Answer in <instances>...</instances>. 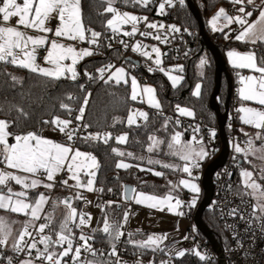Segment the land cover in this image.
Here are the masks:
<instances>
[{"label":"snow or ice","instance_id":"snow-or-ice-1","mask_svg":"<svg viewBox=\"0 0 264 264\" xmlns=\"http://www.w3.org/2000/svg\"><path fill=\"white\" fill-rule=\"evenodd\" d=\"M96 2L104 6L103 12H98V15H111L104 24L105 33L109 30L111 32V39L105 33L98 32L85 24L83 0H0V64L27 70L30 74L46 81L45 88L50 85L59 87L61 80L71 82L78 80L76 65L85 57L97 54L102 37L107 41L105 46L108 48L112 47L111 40L117 39L121 32L124 37L131 38L139 33L146 39L151 38L160 44H167L169 33L181 31L176 25L149 22L147 16L122 12L116 7L117 4L124 6L131 4L134 7L148 8L149 5L157 3V0H96ZM229 2L233 6H238L235 9L237 14L229 15L224 8H220L209 24L212 31L224 33L225 39H229L232 32H235L236 41L253 46L243 53L229 50L227 56L234 69H247L253 73L241 75L237 72L238 83L241 85L237 89L238 98L242 102L237 112L240 114L238 118L242 124L253 127L256 132L243 133L246 137L245 147H241L239 143L234 144L235 153L243 158V163L249 165L245 168L238 163L240 183L236 186L235 195L240 198L242 204L250 206L251 211L245 216L237 206L233 207L228 215L238 216L243 220L248 225L246 230L250 231L253 224H257L260 232L264 233V55L257 57L259 48L264 47V7L256 6L255 0H229ZM261 4L264 5V0H261ZM177 5L184 7L185 0H159L158 14L165 15L166 7L174 8ZM246 5H252V10H246ZM257 9L258 17L250 20ZM221 19L224 21L223 26L218 24ZM53 20L57 21L54 29L50 26ZM141 22L147 29L153 31H140L138 25ZM233 24L238 27L231 28ZM124 25H130V30H123ZM225 28L229 31L225 32ZM161 29L164 31L161 32ZM28 30H35L40 35H29ZM49 34L52 39H49ZM117 42L124 49L130 48L132 52L152 60L156 67L149 66V72L158 70L168 75L171 71H183L182 67L167 70L161 67L162 52L158 46H151L150 51H145L143 49L149 46L141 41H136L132 45L123 39H117ZM81 43H87L89 47L78 48L76 45ZM41 48L46 52L43 65L37 62V52ZM206 64V59L202 58L201 67ZM112 68L115 70L109 71ZM97 72L100 74L99 80L104 84L128 83L126 79L128 73L124 67L116 68L109 63L98 68ZM203 74L202 72L201 75ZM3 75L8 78L6 83L10 80L8 83L10 89H15L17 84H23L21 77L7 71ZM84 75L89 79H97L87 71ZM168 78L172 81L173 87L182 79L173 75H168ZM78 86L84 89L83 84ZM91 95V93L85 94L79 108L75 110V115L69 104L61 100L59 108L64 110L69 118L62 119L53 113L51 119H42L39 122L41 126L49 125L53 131L61 133L64 138L61 141L43 136L39 129L16 131L15 129L21 127L22 121L30 118V113L23 105H11L6 110L7 116L0 118V210L25 217L17 230L12 226L17 222L0 216V264H129L121 256L118 248L121 244L125 245V250L127 245L141 250L140 256L143 255L144 250L153 253L164 251L162 244L167 239L166 234H151L145 240H135L133 237L139 230L137 233L125 232L129 213L124 211L123 217L118 219L108 210L113 207L120 208L119 204L113 201L98 203L96 206L101 208L102 215L96 220L95 226L92 223V214L75 206L77 201H82L85 205L92 203L83 195L82 189L87 192L104 191L95 187L96 176L101 167L97 156L92 152L82 151L77 145L89 146L97 143L108 145L113 139L118 144H125L128 141L127 133L114 137L108 131H89L92 124L85 122V112ZM144 95L150 107L160 109L161 106L155 97V89L150 86L141 88L137 79L131 77L130 99L136 101L139 96L143 103ZM192 95L201 97V84L195 85ZM39 99L43 100L44 97ZM67 99L74 100L75 97L68 94ZM243 102H254L256 106H245ZM0 111H5L2 104ZM13 111L16 113L15 116H11ZM129 111L130 114L127 116L129 127L133 125L140 127L137 124L138 117L145 122L149 119L148 113L144 111L135 109ZM177 111L182 116H194V112L186 107L177 105ZM118 123L124 121L114 117L110 127L115 128ZM162 127L166 131L167 122ZM193 131L198 132L199 128H194ZM211 135L214 136L215 133ZM148 139L152 141L147 148L148 152L151 153L166 143L170 150L169 154L178 156L184 162L182 172L186 173L189 179H181L178 185H172V189L183 186L193 194H198L200 188L193 182L196 179L193 171L199 168L200 162L209 155L203 142L197 140L195 136L190 141L182 142L180 132L171 135L168 142L157 139L155 135H150ZM193 142L197 146H194ZM111 152L119 157L133 156V153L121 151L116 147H112ZM148 163L161 164V161L149 158ZM115 166L117 169L132 167L122 161ZM162 166L176 167L168 163H163ZM140 170L146 169L140 168ZM147 171L153 172L157 177L163 175L160 171L152 169ZM61 175L64 178L58 179ZM13 182L20 190H14ZM57 184L62 188L74 189L73 195L53 198L51 192ZM40 188L45 191H38ZM108 191L112 190L108 189ZM131 191L133 195L128 196L126 192L125 199H134L136 204H147L151 208L166 204L170 211L181 207L179 199H176L174 204L171 203L173 199L171 195L158 198L142 191L137 192L135 188ZM228 191H232V185H228ZM196 198L197 196L194 195L189 202L190 207L195 205ZM61 207L63 214L57 218L56 212ZM124 237L126 239H122ZM97 243H106L108 249L96 247ZM190 251L206 264L211 260L210 256L201 254L198 250ZM8 252L12 255H8ZM175 255L184 257L186 251H176ZM132 264H143V260L138 258ZM149 264H155V261H149ZM160 264H168V262L162 260Z\"/></svg>","mask_w":264,"mask_h":264},{"label":"trees","instance_id":"trees-1","mask_svg":"<svg viewBox=\"0 0 264 264\" xmlns=\"http://www.w3.org/2000/svg\"><path fill=\"white\" fill-rule=\"evenodd\" d=\"M193 2L202 16L206 32L210 37L212 29L208 24V19L214 11L221 6V8H224L229 12H234L229 0H193ZM103 7L104 6L99 5L96 0H83L85 24L90 25L92 29L98 32L105 33L104 24L106 23V19L110 18L111 15H98V12H103ZM116 7L119 10H127L141 14H148L153 9L152 5H149L148 8H143L139 6L134 7L131 4L127 6L117 4ZM165 16L177 25L182 26L191 32V38L187 47L188 53L185 58L176 59L172 54L165 52L163 44L161 45L163 55L161 67L168 69L174 65L182 64V72L184 74L182 82L178 86L173 87L165 73H161L158 70L153 72L148 71L149 66H152L153 68L156 67L152 63V60L145 59L134 53L131 54L140 60L141 68L138 72H145L146 79L152 80L156 85L161 106L159 110L146 106L140 99L132 101L130 99V83L125 84L121 82L120 84H115L114 82H110L104 84L100 81V74L97 72V69L106 65L108 59L101 57L98 54L85 57L79 61L76 65L79 73V78L76 82L61 80L59 82V87L50 85L45 88L44 85L46 84V81L42 78L30 74L24 69L0 64V104H2L5 109V111H0V118H5L7 116L6 110L13 104L23 105L26 111L30 113V118L22 121L21 127L15 129L16 131L41 130L48 125L41 126L39 122L42 119H51L53 113L62 118H69L68 114L59 108L61 100H63L64 103L69 104L74 110L73 113L75 115V110L79 108L85 94L91 93L92 95L89 97V104L86 107L85 122L92 124V131H108L111 132L114 137L124 132L128 134V141L125 144H118L114 139L110 140L108 145L103 143L89 146L78 144L86 151L94 153L99 159L101 167L96 176L95 187H102L104 190H112V201L119 204L121 207H113L108 210L113 213L114 218L118 219L122 218L123 210L127 205V203L124 202L125 184H132L136 190H142L157 195H164L173 192L181 196L184 192H187L180 187L175 190L172 189V185H178L179 180L183 175L181 167L176 166L175 168H164L162 166L163 163H168V159H175L176 162L179 163L178 158L168 153L169 149L167 148V144L160 145L159 149L154 150L151 153L147 151L148 146L152 143V141L148 139L150 135H155L157 139L168 142L171 139V135H173L176 130L180 129L183 130L185 137L189 138L191 136L190 130L184 128L180 123H177L178 117H180L177 111V105L190 107L194 112L192 118L204 119L211 128L216 131V135L219 136L217 115L210 106V98L216 83L215 55L209 49L206 42L201 38L199 22L188 6L186 0L184 7L177 5L174 8H168ZM230 27L234 29L235 25H231ZM224 31L227 32L229 29L225 28ZM109 33H111L110 30L105 33V35L107 36ZM235 34V32H232L231 37L225 39L224 33L219 32L217 38L214 39L211 37V39L223 55L227 50L232 48L249 50L253 47L250 44L236 41L234 39ZM100 42L105 43L104 37L100 39ZM116 55L118 54L116 53ZM261 55H264V47H260L257 51V57L259 58ZM202 57L207 61L203 75H201L202 72H200L198 65L199 60ZM125 64L130 68L133 67L132 62L128 60ZM227 68L232 78L233 92L231 100L236 98L240 103L237 93L239 86L237 72L241 75H245L248 73V70L234 69L229 65H227ZM5 71L21 77L23 79V84H17L15 89H10L8 87L10 80L6 83L8 78L3 75ZM86 71L88 73L91 71V74L96 76L97 79H89L84 75ZM198 81L201 82L202 92V95L199 98L192 95L193 89ZM80 84L84 85L83 90L78 86ZM228 88V78L226 74L223 73L221 88L218 94V102L222 110H224V105L227 100ZM68 94L73 95L75 99L68 100ZM39 97H44V99L41 100ZM130 109H143L148 113V121L145 122L144 120H141L140 123L137 122L140 127H137L136 125L129 127L127 125V116L130 114ZM15 115L16 113L13 111L11 116ZM114 117L122 119L124 123L116 124L115 128L110 127L113 123ZM238 117L237 113V116L233 119L234 124L232 128L229 127L228 123L225 125L227 135H230L231 132L234 131L238 136L246 139L243 133L247 132L251 134L252 132H255L256 129L248 125H243ZM165 122H167L166 131L162 127ZM112 147H116L124 152H131L133 153V156H116L111 152ZM149 158L159 160L161 161V164H149ZM214 158L215 157L212 158L207 156L203 161L207 165ZM120 159L126 160L129 165H132V167L127 169H117L115 165ZM240 160H242V162H240ZM236 161L242 166H249L248 164L243 163V158L240 155ZM137 165L139 167H137ZM140 168L146 170L141 171ZM147 169L160 171L163 175L157 177L153 172L147 171ZM238 171L239 167L235 170V177L239 184L240 177L238 176ZM55 197L61 198V195L57 192L53 198ZM196 207H191V212L193 214ZM1 212L5 213L7 211L0 210V213ZM5 214L17 218L15 229L18 230L21 226V217L14 215L11 212ZM62 214L63 213L58 209L56 212L57 218L61 217ZM101 215L102 212L100 210V217ZM204 220L211 228L218 244L223 250H225L228 246V237L217 217V213L211 207H208L204 212ZM139 234L140 233H137L134 237H137ZM200 234L206 238L201 232ZM102 244L108 249L106 243ZM126 247L128 250L134 251V253L141 252V250L135 249L131 245H127ZM7 254L9 255L11 252H8ZM141 257L143 264H149V261H155V264H160V261L162 260L166 262L172 261L173 264H206V262L200 261L194 254H191V251L187 252L184 257L174 256L172 259H168V253L165 249L164 251H157L155 253L150 250H144ZM208 264H219V262H208Z\"/></svg>","mask_w":264,"mask_h":264},{"label":"built area","instance_id":"built-area-1","mask_svg":"<svg viewBox=\"0 0 264 264\" xmlns=\"http://www.w3.org/2000/svg\"><path fill=\"white\" fill-rule=\"evenodd\" d=\"M158 3H159V0H157V3L151 4L153 9L151 10L150 13L141 14V13L136 12L135 15L147 16L149 22L162 23L164 25H176L178 28H180L181 29L180 32L169 33V43L163 44V46H164L165 52L172 54L176 59L185 58L187 56L186 53H188L187 47L189 44V40L191 38V32L190 30L177 25L172 20L166 18L165 16L166 14L165 15L158 14ZM255 5L264 7V5L261 4V0H255ZM232 7H233L234 12H236L235 9L238 6L232 5ZM252 7H253L252 5H246V10L250 11L252 10ZM167 10L168 8L166 7L165 12H167ZM257 11L259 10L257 9ZM51 23L57 24V21L53 20L51 21ZM130 28H131L130 25L123 26V30H130ZM138 28L140 29V31H153V30L147 29L143 22H141L138 25ZM163 31L164 29H161V32ZM218 36H219V32L212 31L211 33L212 38L215 39ZM107 37L111 39V33H109ZM117 39H123L127 41L130 45H132V44H135L136 41H141L143 43V41L150 40L151 38L146 39L140 36L139 33H137L136 36L129 38V37H124L121 32V34L117 37ZM117 39L111 40V43H112L111 48H108L105 46L107 43L106 40H105V43L100 42L101 46L97 54L101 57L107 58L108 59L107 64L109 63L122 64L123 63L125 65V62L127 61V57L129 56L138 59L136 56L131 55L134 52H132L130 48L124 49L122 45L117 42ZM150 41H156V40L151 39ZM76 46L78 48H81L83 46L89 47L87 43L77 44ZM116 53L118 55H116ZM134 54L139 55V53H134ZM44 56H45L44 50H40L39 52H37V62L43 63ZM132 68H134V71L137 73L138 70L141 68V63L139 65L133 64ZM89 73H91V71H89ZM140 73H142V75L140 76L141 81H144L146 79V73L145 72H140ZM137 74H139V72ZM238 107H239L238 100L236 98L232 100L230 99V108H229L227 123L229 127L231 128L233 127V124H234L233 119L237 116ZM62 119H67V118H62ZM178 121L184 128L190 130L191 136L204 139L207 145V152L209 153L208 157L213 158L219 155V153L222 150L221 138L220 136H217L216 134L215 136L211 135V132L213 131V129L204 119H194V118H187L184 116H180L178 117ZM138 122L140 123L141 120H139ZM194 128H199V131L194 132L193 131ZM89 131H92V128L89 129ZM61 138L64 139L62 134H61ZM228 138L230 142L231 140H233L234 142L239 141V142L244 143L246 140L243 137L238 136L234 131H232L231 134L228 135ZM238 156L239 154L231 150V143H230V153H229L226 163L222 167L218 168L214 174V194H213V198L210 203V206H209L217 213V217L225 233L227 234V237H228L227 248L225 250L222 249L223 251L222 256L219 255V253L214 248L212 243L207 238H204L200 234V231L197 228H195L196 225L194 222V214L191 212L190 210L191 207L189 206L190 194L189 192H184V194H182L179 197V200L181 201L182 208L184 209V215L189 222L188 239L194 242L195 245L204 252V254H207L208 256L211 257L210 262H214V261L220 262V260H223L227 264H264V233L260 232L257 224H253L250 231L246 230L248 229V225L243 220H241L238 216L232 217L228 215L230 210L233 207H237V206L240 207L241 212L245 216H247V213L251 211V207L242 204L240 198L235 195L236 186L238 184V181L235 177V170L238 167V163L236 161L238 159ZM205 167H206V164L204 163V161L200 162L199 168H202L204 170ZM199 168L195 169V173H198ZM62 178H64L63 175L58 177V179H62ZM228 185H232L231 192L228 191ZM61 188L62 187L59 184H57L56 188L54 189L52 193V197L54 196L56 191ZM96 188L99 189L102 187H96ZM83 193L85 195L90 194V192L87 193L85 190ZM92 194L94 195V205L95 206L98 203L104 204L107 201H112L113 199L112 191L109 192L108 190H104L103 192L93 191ZM134 207H135V204L132 203L130 205V208H128V210L132 211ZM98 208L101 210L100 207ZM246 208H247V211H245ZM150 212L154 213L153 211H150ZM124 230L126 232V228ZM122 239H126V237ZM95 246L98 248L102 247L105 250H107L105 245L102 243H97ZM118 248H119L122 258L128 261L129 264H132V262L138 258L142 259V257L140 256V253L134 254V251L128 250L127 247L125 250V245L123 244L119 245ZM9 255H12V253ZM167 262L168 264H173L172 261H167Z\"/></svg>","mask_w":264,"mask_h":264},{"label":"rangeland","instance_id":"rangeland-1","mask_svg":"<svg viewBox=\"0 0 264 264\" xmlns=\"http://www.w3.org/2000/svg\"><path fill=\"white\" fill-rule=\"evenodd\" d=\"M221 8V6L216 9L214 11V13L209 17L208 19V24H209V21L211 20V18L218 12V10ZM120 11H127V10H120ZM131 14H136V12H132V11H127ZM227 13L229 15H236L237 13L236 12H229L227 11ZM111 18V17H110ZM223 19H221L220 21H218V24L220 26H223ZM235 25V24H233ZM56 26V25H55ZM210 26V24H209ZM211 27V26H210ZM235 27L237 28L238 26L235 25ZM29 31L31 30H28V34H29ZM219 32V31H217ZM30 35V34H29ZM53 37H50V34H49V39H52ZM64 43H70L69 41H63ZM143 44L145 45H148L149 47L146 48V49H143L145 51H150L151 50V46H158L160 47L161 49V52H162V47L159 43H157V41H150V40H146V41H143ZM82 48H88L87 46H83ZM228 52V51H227ZM227 52H226V55H227ZM228 57V56H227ZM145 59H147L146 57H143ZM155 58V54L153 53V59ZM203 58V57H202ZM200 58V60L202 59ZM161 60H163V55L161 56ZM200 60H199V70L200 72H203L204 71V67H201L200 65ZM66 63H71V61H66ZM42 64V63H41ZM43 65V64H42ZM114 65L116 68L118 67H124L126 72L128 73V75L126 76V79L128 80V83H130L131 85V77H135L139 83V85L141 86V88L143 86H150L152 88L155 89V97H156V100L159 102L160 104V98H159V94L157 92V88H156V85L152 82V80L150 79H145L144 81H141V75L142 73L139 72V74H137L135 71H134V68H128L127 65L125 64H112ZM45 66V65H44ZM77 67V66H76ZM180 67H182V64H178V65H174L168 69H179ZM115 68H112L110 69L109 71H114ZM167 70V69H166ZM108 72L105 73V75H107ZM250 74H253V73H249L248 75ZM168 75H173V76H178V77H182V79L179 81V83L176 85L178 86L183 78H184V74L182 71H179V70H176V71H171L169 72ZM168 75L167 78H168ZM258 75V73L256 74ZM170 84L172 85V81L168 78ZM197 83L201 84L200 81H198ZM196 83V84H197ZM173 86V85H172ZM241 85L239 84L238 87H240ZM195 89V87H194ZM193 89V91H194ZM144 104L148 107H150L148 104H147V97L146 95H144ZM138 99H140V97L138 96ZM141 100V99H140ZM241 101L239 103V107L241 106ZM245 104V106H253L255 107L256 105L254 104V102H243ZM181 107H186L188 108L189 110H192L190 107L188 106H181ZM152 108V107H151ZM137 110H140V111H144L143 109H137ZM193 111V110H192ZM145 112V111H144ZM179 114V112H178ZM180 115V114H179ZM240 114L238 113V116ZM182 116V115H180ZM184 117H187V118H192V117H188V116H184ZM139 120H143L142 118H137V122ZM175 132H180L181 133V140L182 142H187V141H190L192 140V137L193 136H190L189 138L185 137L184 136V132L183 130H176ZM215 133L216 134V131H212L211 133ZM256 132V131H255ZM255 132H252L251 134H254ZM125 133V132H124ZM124 133H121V134H124ZM120 134V135H121ZM175 134V133H174ZM215 136V135H214ZM197 140L199 141H202L204 146H205V149L207 151V145L204 141V139L202 138H197ZM194 143V146H197L195 145V142ZM231 150L234 151V144L236 143H239L241 147H245V144L242 143V142H239V141H236L234 142L233 140H231ZM78 147H80L78 145ZM82 151H86L85 149H83L82 147H80ZM170 152V150L168 151V153ZM176 158L179 159V163L176 162L175 159H168V163H172L173 165L175 166H180L181 169H182V166L184 164L183 161L180 160V158L178 156H175ZM99 161V159H98ZM124 162L126 164H129L126 160H123V159H120L119 162ZM202 162V161H201ZM258 163V162H257ZM243 167L245 168H248L249 166H246L244 165ZM202 174H203V169L202 168H199L198 169V173H195V169L193 171V176L196 177V179L193 181L195 182L198 187L200 188V192L198 194H193L189 189L187 188H184L183 186H180L181 189L189 192L190 194V197H189V202L192 200L193 196L196 195L197 198H196V203L194 206H192L193 208H195L198 203L201 201L204 193H203V185H202ZM238 176H239V171H238ZM181 179H189V177L187 176L186 173H183V175L181 176L180 180ZM179 180V181H180ZM69 183H73L72 181H69ZM14 190H20L19 186H16L13 182L12 184ZM38 191H45L43 188H40L38 189ZM86 191V190H85ZM142 190H137V192H140ZM59 193L60 195L64 194V192L62 190H57L56 193ZM63 192V193H62ZM87 192V191H86ZM144 192L145 194H148V195H155L156 197L158 198H165L166 196L168 195H171L173 197L171 203H175V200L176 199H179L180 195L179 194H175L173 192H169L167 194H164V195H157V194H152V193H149V192H145V191H142ZM53 193V191L51 192V194ZM66 193V192H65ZM89 193V192H87ZM34 194V193H33ZM201 196V198H200ZM86 198L91 201L92 203L89 204V205H85L83 202V207L81 209H83L84 211L86 212H89L92 214V217H93V226H95L96 224V220L100 218V211H99V208L96 207L94 205V195L92 194V192H90V194H87L86 195ZM200 198V199H199ZM125 203H127L126 205V208H124L123 210V213L124 211H127L129 213V216H128V220H127V223L125 225V228H126V232H133V233H137V230L139 231H145L147 230V236L148 235H151V234H157V235H161V234H166L167 236V239L163 241V244H162V247H164L166 244H168L167 246V253H168V259H172L175 255V252L176 251H180V250H183V251H190V250H198L201 252V254H204V252L199 249L194 242L190 241L188 239V227H189V222L187 220V218L185 217L184 215V209L182 208V205L179 209H174L172 211L168 210V207L167 205H160L159 207L157 208H151V207H148L147 204H136L135 203V200L134 199H130L129 201L127 200H124ZM134 203L136 205L135 209H133L132 211H129L128 208H130V205ZM76 206V205H75ZM77 207V206H76ZM78 208V207H77ZM80 209V208H78ZM149 211H153L154 214H151ZM177 212H182L183 214L182 215H178L176 214ZM8 214V212H5ZM5 213L1 212L0 213V216H4L6 217L8 220L10 221H15L17 222V218H14L13 216L11 215H6ZM13 214V213H12ZM14 215H18V214H14ZM21 217L22 221L23 222L25 220V217L23 215H18ZM123 217V216H122ZM17 223H14L12 226L13 228L15 229V226H16ZM21 224V223H20ZM21 227V226H20ZM196 228V227H195ZM146 237H140V236H137V237H133V239L135 240H145ZM185 237H187V239H185Z\"/></svg>","mask_w":264,"mask_h":264},{"label":"water","instance_id":"water-1","mask_svg":"<svg viewBox=\"0 0 264 264\" xmlns=\"http://www.w3.org/2000/svg\"><path fill=\"white\" fill-rule=\"evenodd\" d=\"M188 6L194 13L195 17L197 18L199 22V32L201 38L206 42L209 49L214 53L215 55V77H216V83L214 87V91L210 98V106L214 110V112L217 115V124H218V134L222 141V150L219 153L217 157H215L210 163L206 165V167L203 170L202 174V185H203V191L204 195L198 206L196 207V210L194 212V222L196 225V228L212 243L214 248L217 250L219 255L222 256L223 251L220 245L218 244L216 238L213 235V232L209 225L204 220V212L206 209L210 206V203L213 198L214 194V174L217 171L218 168L222 167L229 156L230 153V141L226 132L225 125L228 120V114H229V108H230V99L233 92V86H232V78L230 76V73L227 68V62L224 57V55L218 50L214 42L212 41L211 37L207 34L205 25L202 19V16L194 4L193 0H186ZM127 60L132 62L133 64L139 65L140 60L134 58V57H127ZM225 73L228 78V96L227 100L224 105V110H222L219 102H218V94L220 92L221 88V79L222 74ZM242 162V160H240ZM134 186L132 184H125L124 186V198L127 192L128 196H132V189ZM129 201L130 199H125ZM219 264H227L225 261L220 260Z\"/></svg>","mask_w":264,"mask_h":264},{"label":"crops","instance_id":"crops-1","mask_svg":"<svg viewBox=\"0 0 264 264\" xmlns=\"http://www.w3.org/2000/svg\"><path fill=\"white\" fill-rule=\"evenodd\" d=\"M227 11V10H226ZM258 15H259V11H257V12H254L253 13V16L251 17V18H249L250 20H255L257 17H258ZM55 25L56 24H53V23H51L50 22V26L54 29L55 28ZM29 34L30 35H32V36H37V35H40V33L39 32H37V31H35V30H31V31H29ZM50 36H51V34H50ZM82 48V47H81ZM40 50H44L45 51V49H43V48H41V49H39L38 50V52L40 51ZM229 50H237V51H240L241 53H243V52H245V51H248V50H241V49H238V48H232V49H229ZM229 50H227V51H229ZM226 51V52H227ZM226 52H225V54H224V57H225V59H226V62H227V65H229V66H231L232 67V65H231V63H230V61H229V59H228V57H227V55H226ZM45 54H46V52H45ZM43 64V63H42ZM45 66H47V65H45ZM250 73V71L248 70V73L247 74H245V75H248ZM239 88V87H238ZM237 93H238V91H237ZM240 101V100H239ZM41 134L43 135V136H45V137H48V138H51V139H53V140H56V141H61V140H63L62 138H61V133H59V132H56V131H53L52 130V127L51 126H46V127H44V128H42L41 130ZM61 190L64 192V194L62 195L61 194V198H63V197H66V196H69V195H73V193H74V189L73 190H69V189H66V188H61ZM54 191V190H53ZM82 192H84V190L82 189L81 190ZM62 192V193H63ZM66 192V193H65ZM203 193H204V191H203ZM56 194V193H55ZM55 194H54V196H55ZM52 195V194H51ZM83 195L86 197V195L83 193ZM53 196V197H54ZM200 198H201V196H200ZM199 198V199H200ZM75 205L78 207V208H82L83 207V203H82V201H77V202H75ZM135 207H136V205H135ZM135 207L133 208V209H135ZM192 207V206H191ZM191 210V209H190ZM59 211H61L62 213H63V208L61 207L60 209H59ZM99 211H100V209H99ZM150 212V211H149ZM151 213V212H150ZM151 214H154V213H151ZM138 233H140L138 236H140V237H146L147 236V230H143V231H139ZM167 246H168V244H166L165 246H164V249L166 250V252H167ZM189 252V251H188ZM187 253V252H186Z\"/></svg>","mask_w":264,"mask_h":264}]
</instances>
